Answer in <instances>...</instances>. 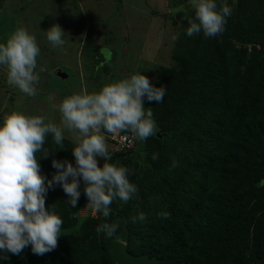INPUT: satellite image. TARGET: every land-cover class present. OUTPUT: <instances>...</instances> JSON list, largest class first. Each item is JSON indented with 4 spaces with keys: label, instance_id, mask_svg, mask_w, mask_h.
I'll return each mask as SVG.
<instances>
[{
    "label": "rangeland",
    "instance_id": "rangeland-1",
    "mask_svg": "<svg viewBox=\"0 0 264 264\" xmlns=\"http://www.w3.org/2000/svg\"><path fill=\"white\" fill-rule=\"evenodd\" d=\"M227 1L223 2L228 4ZM216 2L219 6L222 0ZM243 2L245 8L242 10L232 8V14L227 18L225 29L228 26L230 33L216 36L222 57V61L217 63L222 70L219 75L223 78V83L221 82L223 89H220V93L215 97L210 111L204 109L199 117H190L186 100L192 93L191 88L189 90L193 78V68L190 65L194 59L188 53V46L194 49L196 45L201 46L202 38L199 34L192 37L186 35L188 22L183 16L168 20L164 16L168 13L172 15L177 9L186 11L192 7L191 0H182L177 7L176 0H15V5L12 0H5L4 6H1L0 43L5 42L8 36L20 27L26 28L35 36L40 48L36 69L40 80L36 85L37 95L26 96L17 88L8 85L6 69L0 66V122L6 115L18 112L27 116H41L45 123L59 125L61 114L56 105L63 98L73 94L98 92L106 84L140 72L154 87L166 89L165 96L159 103L143 98L144 107L148 105L153 112L157 132L163 131L166 135L158 138L157 133L144 141L148 150L146 160L151 168L135 163L123 165L129 170L128 179L136 185L138 192L126 204L119 200L113 201L111 210H125L130 219L133 215L132 204L136 206L143 204V207L159 206L161 197L165 199L170 197L167 190L174 188L176 180L187 176L194 181L199 177L200 171L203 172L202 179L206 182L196 181L200 182V186H206L209 194L213 192L225 197L235 193L232 190L235 184L232 182L237 180H240L242 188H249L251 185L246 184L249 177L244 163L238 164V167L233 166L230 170L221 166L219 175L206 174L204 166L199 164L198 167L195 166L193 159L184 160L186 156L192 155L188 151L189 146L186 145L185 138L172 137L175 130L182 125L187 129L185 133L193 129L194 134L202 131L208 137V124L212 118L226 123L228 119L223 112L236 111L237 108L224 102L221 95L224 90L231 91V88L236 86L234 83L236 75L243 70V59L240 57H250L264 47V27L250 19L253 12L264 16V0ZM245 10L249 13L246 16L248 20L244 18ZM83 14H86V17ZM62 19L68 22H58ZM71 20L79 23H70ZM53 24H58L65 32V44L62 47H54L47 40L46 30ZM173 36L177 38L173 39ZM241 40L245 41L241 43ZM95 46H100L99 53L104 61L92 71L88 55ZM262 56L264 64V54ZM75 61L78 63L76 71ZM41 68L44 70L40 71ZM161 68H166L163 73L159 70ZM212 68L216 71V66L210 63L206 82H209L207 78L210 75L215 79ZM56 70H60L65 77L59 78ZM215 73L217 74L218 70ZM199 90L200 88L197 90L198 93ZM229 105L231 108L227 107ZM202 123L203 128H199ZM71 135L65 131V140L69 141ZM52 147L58 146L54 144ZM193 147L194 145H191V148ZM53 150L62 152V149ZM65 153L68 154L69 149L65 150ZM154 153L158 156L155 160L152 159ZM173 159L177 161L176 167L172 166ZM97 163L102 167L101 157H97ZM83 198L74 214V220L81 223L80 231L58 239V246L53 251L40 255V263L81 264L83 257L93 259L94 264L106 262L109 244L116 240L113 236L94 231L95 226L92 222L98 221L102 214L87 205L88 199L85 194ZM210 204L211 202L209 206ZM248 211L246 219L248 218L249 229L244 235L247 246L252 247L255 223L264 219V202L259 206L253 204ZM227 245H232L230 239ZM199 247L200 245L195 248L196 251L200 249ZM25 250L26 253L16 256V264L32 258L31 246ZM131 250L133 251L130 248ZM192 258V262L188 264H202L201 259H205L203 254ZM232 259L233 262L227 261L226 264H249L239 252H235Z\"/></svg>",
    "mask_w": 264,
    "mask_h": 264
},
{
    "label": "trees",
    "instance_id": "trees-1",
    "mask_svg": "<svg viewBox=\"0 0 264 264\" xmlns=\"http://www.w3.org/2000/svg\"><path fill=\"white\" fill-rule=\"evenodd\" d=\"M181 2L182 0H176L175 7L180 5ZM227 2L232 8L240 10L245 8L243 0H228ZM248 15V11L245 10V20H248V17H246ZM179 16H183L188 22L189 18H194V9L190 7L184 12L181 9H177L172 15L168 13L164 18L168 20ZM250 19L260 27H264L263 15L260 16L253 12L250 15ZM226 28L225 32L219 35L229 34L228 26ZM199 36L202 38L203 44L201 46L196 45L195 49L188 46V53L194 59L190 65L193 68V78L189 86V90L191 88L192 93L186 100L190 117H199L204 109L210 111L213 108L214 100H216L215 97L220 93V89H223L221 86L223 78L219 75L222 70L217 63L222 61V57L220 56L221 51L219 50L216 36L205 37L202 32L199 33ZM244 41L241 40V43ZM106 50L109 51L110 49ZM99 51L100 46H95L91 48V52L88 55L92 71L103 64L104 60ZM263 54L264 47H261L258 52L250 57H240V59H243V70L236 75L234 82L236 86L231 88V91L224 90L221 95V99L224 102L230 103L233 108H237L235 112L233 110L229 113L223 112L228 122L222 123L219 119L212 118L208 124V137L202 131L194 134L195 130L193 129L191 132L185 133L187 129L183 125L172 134L174 138L177 136L185 138V143L189 146L188 151L192 155L186 156L184 160L193 159L195 166L198 167L199 164L205 167L204 172L206 174L219 175L221 166L230 170L231 167H238V164L244 163L249 177L246 184L250 183L249 185L253 186L255 190L251 187L242 188L240 180H237L236 182L231 181L235 184L232 188L235 193L225 195V197H220L213 192L209 194L208 188L200 186V182L196 181L206 182L202 179L203 172L200 171L199 177L194 181L187 176H182V178L176 180L174 188L167 190L170 193V197L167 199L161 197L159 206L148 205V207H143V204L139 206L132 204L133 215L130 219L128 213L122 209L111 210L107 218L101 215L98 221L92 222L95 226L94 231L102 223L109 224L118 217H125L128 236L125 239H119L114 235L110 236H113L116 241L123 243L130 254L148 255L149 258L153 257L157 260L156 264H188L192 262V257L199 254H203L205 258H198L201 259L202 264H226L227 261H230L229 263L233 262L232 256L235 252L241 253L249 264H264V219L255 223V238L252 247L247 246V240L244 235L245 231L249 229L248 218L246 219V215L249 213L248 210L253 204L256 203L259 206L264 202V187H257L259 181L264 179ZM210 63L216 66V71L212 68L215 79H212L210 75L207 78L209 82H206ZM165 69L161 68L159 70H162L161 73H163ZM217 70L218 73L216 74ZM198 88H200L199 93L197 92ZM230 105L227 107H230ZM146 108H148V105ZM203 126L204 124L202 123L199 128H203ZM157 133L158 138H163L166 135L159 130ZM53 145L54 142L50 135L46 138L44 147L48 150L59 149L53 148ZM64 145L63 153L53 150L46 157L40 156L42 153L36 154L37 162L40 166L39 174L44 178L46 188L48 182L52 180L53 175L57 171L52 167L51 161L53 159L67 160L75 166V159L72 155L73 146L68 140L64 141ZM191 145H194V147L191 148ZM67 149H69L68 154L65 153ZM147 153L145 142L136 138L135 148L132 151L123 155L111 156V159L107 162L118 166L135 163L151 168V165L146 160ZM141 158L142 160L140 161L139 159ZM83 197V180L80 181V197L74 208L69 204V198L58 183H53L52 187L47 188L45 194L46 209L54 212L64 222L60 238L58 239H62L75 231H80L81 223L74 220V214L80 202L83 201ZM209 202H211L210 206ZM112 205L113 203L110 207ZM138 212L145 213L147 219L143 223L137 222L134 224L132 217L137 215ZM161 212L169 213L168 218L165 219L159 216ZM100 234L105 235L104 233ZM229 239L232 245H227ZM198 245H200V249L196 251L195 248ZM130 248L133 251H130ZM23 253H26L25 249L19 256ZM3 255L4 253L0 252V257ZM7 256V260L0 259V264H16L15 258L18 255L7 253ZM81 261V264H94L93 259L87 257H83ZM19 264L43 263H40V255L33 254L31 259L19 261ZM104 264H115L110 260L108 249Z\"/></svg>",
    "mask_w": 264,
    "mask_h": 264
},
{
    "label": "clouds",
    "instance_id": "clouds-1",
    "mask_svg": "<svg viewBox=\"0 0 264 264\" xmlns=\"http://www.w3.org/2000/svg\"><path fill=\"white\" fill-rule=\"evenodd\" d=\"M191 6L194 18L188 19L187 36L202 32L205 37H215L225 31L232 7L223 0L219 6L216 0H191ZM64 36L65 32L58 24L46 30L47 40L54 47L65 44ZM39 55L36 38L26 28L15 29L5 42L0 43V66L6 69L8 85L29 97L37 95ZM165 93L164 87H154L139 72L106 84L98 92L63 98L56 105L61 114L59 125L45 123L41 116L18 112L3 118L0 122V252L4 255L0 259L7 260V253L20 255L29 245L35 255H44L58 246L64 222L45 206L47 188L53 183L62 187L74 208L83 180L87 205L104 218L110 215L113 201L126 204L137 195L136 185L128 179L129 170L107 162L111 156L123 154L110 155L111 145L105 140L104 133L116 135L128 130L134 137V148L136 138L143 142L155 136L157 125L153 112L144 107L143 98L159 103ZM65 131L72 134L69 143L73 146L75 166L67 160L53 159L52 167L57 171L46 188L44 178L39 174L36 154L42 153L40 156L46 157L53 151L44 147L48 135L57 148L64 149ZM97 157L103 158L102 167L98 166ZM157 158L154 153L152 159ZM172 166H177L175 159ZM257 187H264V179ZM159 216L166 219L169 213L161 212ZM146 219L145 213L138 212L132 222L143 223ZM113 230L114 226L107 223L96 229L98 234L108 236Z\"/></svg>",
    "mask_w": 264,
    "mask_h": 264
},
{
    "label": "water",
    "instance_id": "water-1",
    "mask_svg": "<svg viewBox=\"0 0 264 264\" xmlns=\"http://www.w3.org/2000/svg\"><path fill=\"white\" fill-rule=\"evenodd\" d=\"M56 75L59 78L65 77L63 73L61 74L60 70H56ZM126 134H129V131H123ZM109 225L114 226V230L111 235L116 236L119 239H125L128 236V229L126 226V218L118 217L114 219ZM108 254L110 260L115 264H156L157 260L155 258H149L148 255H133L130 254L126 246L119 241H112L108 248Z\"/></svg>",
    "mask_w": 264,
    "mask_h": 264
},
{
    "label": "built area",
    "instance_id": "built-area-1",
    "mask_svg": "<svg viewBox=\"0 0 264 264\" xmlns=\"http://www.w3.org/2000/svg\"><path fill=\"white\" fill-rule=\"evenodd\" d=\"M105 140L110 143L111 149L109 150L110 155L112 154H125L134 149V137L132 134H124L122 132L112 135L104 133Z\"/></svg>",
    "mask_w": 264,
    "mask_h": 264
},
{
    "label": "crops",
    "instance_id": "crops-1",
    "mask_svg": "<svg viewBox=\"0 0 264 264\" xmlns=\"http://www.w3.org/2000/svg\"><path fill=\"white\" fill-rule=\"evenodd\" d=\"M3 1V2H2ZM7 1H9V0H7ZM13 1V4H14V2H15V0H12ZM4 4H5V0H0V15H1V13H2V10H1V6L3 5L4 6ZM15 5V4H14ZM61 16H63V14H61ZM83 16L84 17H86V14H83ZM58 22H68V20H66V19H62V20H58ZM70 23H79V22H77V21H74V20H71L70 21ZM84 23V22H83ZM89 36V35H88ZM87 36V37H88ZM76 50V49H75ZM74 64H75V66H74V70L76 71L77 70V65H78V63L75 61L74 62ZM101 160H102V162L104 161L103 160V158L101 157Z\"/></svg>",
    "mask_w": 264,
    "mask_h": 264
}]
</instances>
